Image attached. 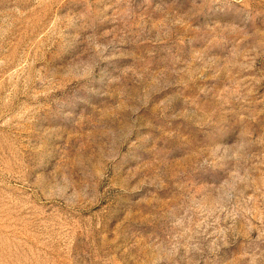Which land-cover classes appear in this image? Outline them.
Wrapping results in <instances>:
<instances>
[{
	"label": "rangeland",
	"instance_id": "374dc122",
	"mask_svg": "<svg viewBox=\"0 0 264 264\" xmlns=\"http://www.w3.org/2000/svg\"><path fill=\"white\" fill-rule=\"evenodd\" d=\"M0 264H264V0H0Z\"/></svg>",
	"mask_w": 264,
	"mask_h": 264
}]
</instances>
